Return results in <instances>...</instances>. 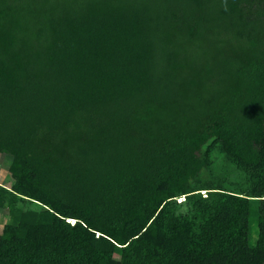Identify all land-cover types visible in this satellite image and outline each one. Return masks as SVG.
I'll list each match as a JSON object with an SVG mask.
<instances>
[{"label": "trees", "instance_id": "16d2710c", "mask_svg": "<svg viewBox=\"0 0 264 264\" xmlns=\"http://www.w3.org/2000/svg\"><path fill=\"white\" fill-rule=\"evenodd\" d=\"M238 1L0 0V264H264V48ZM80 113L72 161L34 150ZM214 145L245 189L191 180Z\"/></svg>", "mask_w": 264, "mask_h": 264}, {"label": "rangeland", "instance_id": "374dc122", "mask_svg": "<svg viewBox=\"0 0 264 264\" xmlns=\"http://www.w3.org/2000/svg\"><path fill=\"white\" fill-rule=\"evenodd\" d=\"M49 3V1H48ZM47 3L48 8L51 6V1ZM238 9L240 10L241 16L247 22H250L251 26L250 33L253 38L257 41V45L260 48H264V0H239ZM182 13L180 12L179 15ZM192 22V19H188ZM37 103L42 105L44 99L39 98ZM80 113L76 115L74 122H76L75 129L69 124V130L66 132L58 131L56 135L49 133L45 128L38 132V136L35 138L33 143V148L39 155L45 156L47 154L49 160L54 159L55 156L61 153L66 161L70 162L73 159L71 157V144H76V141L89 138V131L83 127V122L80 120ZM95 131V130H90ZM55 134V133H54ZM69 143L65 146L64 144ZM63 144V146H61ZM57 148L60 149V153L57 152ZM75 148V146H74ZM57 153V155H54ZM99 158L98 152L91 151L90 154L85 155L84 160L88 158ZM58 157V156H57ZM206 160V165L201 167L195 176L191 178L195 184L210 183V184H220L224 189L238 191L239 189H245L248 186V181L245 182V174L241 169H239L229 158L223 155L216 145L208 149L202 155ZM83 159V158H82ZM81 161V160H80ZM10 163V156L8 154L0 153V186L9 189L13 183V179L8 171V165ZM196 180V181H195ZM202 195L205 194V190L201 191ZM183 197L176 199L179 202ZM16 206L22 210L24 209H40V205L30 202L25 198L18 200ZM185 205H173L174 213L177 215L187 214V209L184 208ZM11 217L8 212L6 205H0V233L3 225L10 223ZM97 234H94L96 236Z\"/></svg>", "mask_w": 264, "mask_h": 264}]
</instances>
